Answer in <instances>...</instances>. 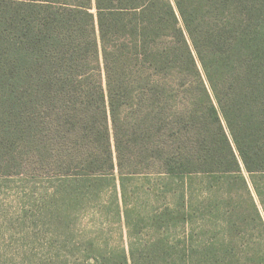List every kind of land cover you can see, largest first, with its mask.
I'll use <instances>...</instances> for the list:
<instances>
[{
  "label": "trees",
  "instance_id": "obj_1",
  "mask_svg": "<svg viewBox=\"0 0 264 264\" xmlns=\"http://www.w3.org/2000/svg\"><path fill=\"white\" fill-rule=\"evenodd\" d=\"M18 175L77 233L61 264H264V0H0Z\"/></svg>",
  "mask_w": 264,
  "mask_h": 264
},
{
  "label": "rangeland",
  "instance_id": "obj_2",
  "mask_svg": "<svg viewBox=\"0 0 264 264\" xmlns=\"http://www.w3.org/2000/svg\"><path fill=\"white\" fill-rule=\"evenodd\" d=\"M45 192L43 184L27 175L0 176V264L63 262L61 256L67 252L63 247L65 239L73 240L77 233L60 229L45 206ZM79 224L81 228H89L90 220L82 218ZM111 230L109 240L126 247L124 228L115 224ZM68 258H76L71 249Z\"/></svg>",
  "mask_w": 264,
  "mask_h": 264
}]
</instances>
